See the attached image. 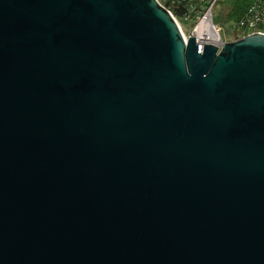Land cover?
I'll return each mask as SVG.
<instances>
[{
	"label": "water",
	"instance_id": "95a60500",
	"mask_svg": "<svg viewBox=\"0 0 264 264\" xmlns=\"http://www.w3.org/2000/svg\"><path fill=\"white\" fill-rule=\"evenodd\" d=\"M0 264H264V34L0 0Z\"/></svg>",
	"mask_w": 264,
	"mask_h": 264
},
{
	"label": "built area",
	"instance_id": "2783aa9c",
	"mask_svg": "<svg viewBox=\"0 0 264 264\" xmlns=\"http://www.w3.org/2000/svg\"><path fill=\"white\" fill-rule=\"evenodd\" d=\"M158 1L160 2V4L165 9H167L171 13V15L176 20V22L180 28L181 22L178 19H176V17L172 14L170 9L168 7H166L162 3L161 0H158ZM216 2H217V0H206V4L202 7V13L195 19L194 23L191 24L190 21H188V19L186 17L184 18V20H186L185 23L188 24L187 26L191 28V30H192L191 34L193 36H194V32H195L196 28L202 22L207 20L208 23L210 24V26L218 34V41L216 43H213V44H216L218 46V48H220V46L224 42H227V39L222 36L221 27L218 24H216L212 19V12H213L214 5ZM229 30L231 31V35H233V37H234L233 40L239 39L243 36H246V35H249L252 33L264 34V0H251L249 5L245 9L242 17L237 22L232 23ZM180 31H181V28H180ZM184 38H186V37H184ZM196 40L199 41L197 38H196ZM199 42L204 43L202 41H199Z\"/></svg>",
	"mask_w": 264,
	"mask_h": 264
},
{
	"label": "trees",
	"instance_id": "16d2710c",
	"mask_svg": "<svg viewBox=\"0 0 264 264\" xmlns=\"http://www.w3.org/2000/svg\"><path fill=\"white\" fill-rule=\"evenodd\" d=\"M161 1L170 9L176 19L181 22L186 21L184 20L186 17L191 24L194 23L195 19L202 13V7L206 4V0ZM250 2L251 0H217L212 12V19L222 30L225 28L229 32L232 23L237 22L242 17ZM215 12L219 13L217 14L218 17L216 20H214ZM225 36L223 37L225 38Z\"/></svg>",
	"mask_w": 264,
	"mask_h": 264
},
{
	"label": "bare ground",
	"instance_id": "6f19581e",
	"mask_svg": "<svg viewBox=\"0 0 264 264\" xmlns=\"http://www.w3.org/2000/svg\"><path fill=\"white\" fill-rule=\"evenodd\" d=\"M194 36L202 42L216 43L218 41V34L210 26L207 20L202 22L195 30Z\"/></svg>",
	"mask_w": 264,
	"mask_h": 264
},
{
	"label": "rangeland",
	"instance_id": "374dc122",
	"mask_svg": "<svg viewBox=\"0 0 264 264\" xmlns=\"http://www.w3.org/2000/svg\"><path fill=\"white\" fill-rule=\"evenodd\" d=\"M219 13L215 12L214 13V20L217 19ZM182 23L180 24V28H181V32L182 34L184 35V37H188L191 33H192V30L190 27H188L187 23H185L186 21H181ZM222 36H225V38L227 39V41H232L234 39L233 35H231V31L228 32L227 29H223L222 32H221ZM228 34V35H227Z\"/></svg>",
	"mask_w": 264,
	"mask_h": 264
}]
</instances>
